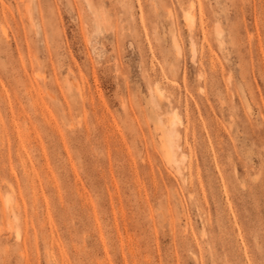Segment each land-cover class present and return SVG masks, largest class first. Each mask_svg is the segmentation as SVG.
Wrapping results in <instances>:
<instances>
[{
  "label": "rangeland",
  "instance_id": "rangeland-1",
  "mask_svg": "<svg viewBox=\"0 0 264 264\" xmlns=\"http://www.w3.org/2000/svg\"><path fill=\"white\" fill-rule=\"evenodd\" d=\"M0 264H264V0H0Z\"/></svg>",
  "mask_w": 264,
  "mask_h": 264
},
{
  "label": "bare ground",
  "instance_id": "bare-ground-1",
  "mask_svg": "<svg viewBox=\"0 0 264 264\" xmlns=\"http://www.w3.org/2000/svg\"><path fill=\"white\" fill-rule=\"evenodd\" d=\"M189 18H191L190 16H189ZM187 19H188V15H187ZM192 20V19H191ZM157 90H158V88H157ZM158 91H160V90H158ZM172 130V129H171ZM170 132V131H169ZM174 133V132H173ZM169 134H171V136H172V133H169ZM169 136V135H168ZM169 138V137H168ZM168 140H171L170 138L168 139ZM169 144V143H168ZM172 144V143H171ZM171 144H170V146H171ZM173 145V144H172ZM172 147H174V146H172ZM172 152V151H171ZM168 160L170 161V162H172V163H174V164H176L177 163V157L172 153V155H170L169 157H168Z\"/></svg>",
  "mask_w": 264,
  "mask_h": 264
}]
</instances>
